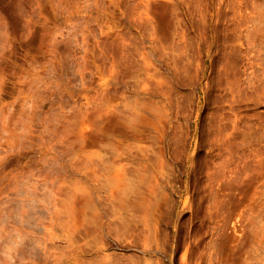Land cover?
Segmentation results:
<instances>
[{
	"label": "rangeland",
	"instance_id": "1",
	"mask_svg": "<svg viewBox=\"0 0 264 264\" xmlns=\"http://www.w3.org/2000/svg\"><path fill=\"white\" fill-rule=\"evenodd\" d=\"M0 264H264V0H0Z\"/></svg>",
	"mask_w": 264,
	"mask_h": 264
}]
</instances>
